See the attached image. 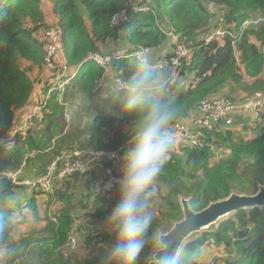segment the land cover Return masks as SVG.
<instances>
[{
    "label": "trees",
    "instance_id": "obj_1",
    "mask_svg": "<svg viewBox=\"0 0 264 264\" xmlns=\"http://www.w3.org/2000/svg\"><path fill=\"white\" fill-rule=\"evenodd\" d=\"M52 29L62 32V55L51 68L47 57ZM217 29L223 34L217 35ZM208 34L214 37L206 42ZM181 48L189 49V54L174 65ZM144 49L151 50L157 64L169 62L163 71L170 77L169 98L178 107L175 120L188 116L208 97L264 93V0H0V139L7 140L0 144V214L23 217L22 222L13 220L0 240L3 264H99L95 250L111 239L102 223L115 193L102 196V206L91 213L94 174L72 176L53 194L34 191L28 204L36 221L38 195L47 196V226L24 233L18 227L29 220L22 207L17 213L8 205L11 194L21 187L2 173L27 166L35 171L33 178L45 174L64 152L123 145L129 116L119 120L100 116L94 121V134L81 132L86 136L81 140L66 124L67 103L85 91L94 96L96 88L124 75L131 60L114 59L102 66L89 60L91 54L107 57ZM75 68L78 73L65 92L57 89L50 94L76 74ZM185 78L187 88L180 92V80ZM26 118L28 126L14 136ZM238 125L240 130L207 133L202 148L174 144L152 186L154 227L169 232L168 226L182 221V199L201 212L233 193L253 196L264 186V127L252 118L241 119ZM250 126L259 130L248 139ZM31 154L34 160L26 159ZM82 189L86 191L79 193ZM51 206L57 209L51 212ZM82 212L84 221L91 219L89 224H75L76 214ZM74 232L80 245L93 248L90 256L76 259L75 252L64 253ZM185 245L196 250L195 264H207L200 259L210 245L227 255L216 258L215 264H264V207L233 213Z\"/></svg>",
    "mask_w": 264,
    "mask_h": 264
},
{
    "label": "clouds",
    "instance_id": "obj_2",
    "mask_svg": "<svg viewBox=\"0 0 264 264\" xmlns=\"http://www.w3.org/2000/svg\"><path fill=\"white\" fill-rule=\"evenodd\" d=\"M169 86V75L145 49L131 57L124 75L96 88L94 96L85 91L74 99L73 113L87 118L90 124L99 115L117 120L131 118L125 128L118 177L103 188L97 185L93 191L95 211L101 206L99 197L115 185V203L102 223L111 239L102 246L99 264H138L141 259L144 264H195L197 259L195 249L186 245L181 248L182 241L176 244L169 240L171 234L164 227H154L152 186L175 144L171 125L177 118L178 107L169 98ZM92 155L99 161L116 154L99 150L92 151ZM22 219L19 214H0V240L13 220Z\"/></svg>",
    "mask_w": 264,
    "mask_h": 264
},
{
    "label": "built area",
    "instance_id": "obj_3",
    "mask_svg": "<svg viewBox=\"0 0 264 264\" xmlns=\"http://www.w3.org/2000/svg\"><path fill=\"white\" fill-rule=\"evenodd\" d=\"M256 23L258 22L256 21ZM248 24L249 23H247L246 26H248ZM221 34L223 33H220V35ZM61 36L62 32L58 29H52L48 33L50 46L47 62L51 68L53 67L54 62L58 61L62 55V50H60ZM146 50L151 53V50ZM189 51V49L181 48L179 51V59L174 61V65H176L183 57L188 56ZM136 52L137 51L130 52L124 50L117 52L113 56L107 57L102 56L99 53H94L91 54L89 60L97 62L102 66H108L114 59H131ZM168 63L167 60H163L158 66L162 70H165L168 68ZM77 73L78 72H76V74ZM65 83L66 82L59 85L58 88L51 90L50 94L57 89H64L66 85ZM261 93L262 92L256 93V95L250 99L234 100L227 95L213 96L203 99L195 105L194 109L190 111L188 116L175 120L171 125V129L175 136V144H180L184 147L202 148L206 145L204 138L207 133H225L226 131L237 129L239 126L238 122L241 121V119L246 118H252L255 122L262 124L264 127V119L262 118V113L264 111V96ZM243 97L244 96H241L240 98ZM28 119L29 118H26L23 127L15 131L14 136L27 127ZM6 141V139L0 140V144L5 143ZM123 145L114 150H103L106 153H115L116 155L115 157L105 156L99 161H95L92 151L90 150L65 152L52 162L45 174L33 178H24L22 176L24 166L15 172H3L2 175L11 180L15 186L25 187L33 192L36 191L45 194H53L55 189L62 182L72 176L94 174L95 176L90 187V190L93 193L97 185L103 188L104 185L112 183L115 178L118 177L121 158L123 156ZM85 169H88V171ZM114 193L115 185L113 183L112 188L105 191L103 195L108 196ZM101 197H99L100 202H102ZM75 218H77V216H75ZM22 220L20 222H22ZM85 233H87V231H85ZM78 237L79 236L75 232L71 235L64 252L65 254H71L77 251L79 245Z\"/></svg>",
    "mask_w": 264,
    "mask_h": 264
},
{
    "label": "rangeland",
    "instance_id": "obj_4",
    "mask_svg": "<svg viewBox=\"0 0 264 264\" xmlns=\"http://www.w3.org/2000/svg\"><path fill=\"white\" fill-rule=\"evenodd\" d=\"M44 7H46L47 9L49 8L47 2H44ZM220 28H222V27H220ZM220 33H223L221 31V29H217V35H220ZM214 34H216V33H214ZM214 34L212 36H210L208 34L207 38H206V42H209L210 39L214 37ZM55 53H56V51H55ZM81 66H82V64H80V66H78V68H80ZM76 70L77 69L75 68L74 69V73H76ZM71 71H73V67L71 68ZM76 75L77 74H74L69 80L66 81L65 84L69 83ZM188 78L180 80L181 81L180 84H179V91L180 92L184 91L187 88V83L189 81ZM60 90H61V92H65L66 87L64 89L61 88ZM227 92H228V89H227ZM238 92H240V91L238 90ZM261 94L264 96V93H261ZM62 96H64L63 93H62ZM250 98H252V97H248V96L245 95L243 98H233V99L234 100H239V99H250ZM73 104H74V101H72V100L67 103L66 124L69 126V129H71V132L73 134L75 133V134L80 135L81 140H84L85 137H86L85 135L81 134V132L88 133V134L90 133L91 135L94 134V132L96 131V129L94 127V121L97 120L98 117H100V116L109 117V116L99 115L90 124V122L87 120V118L79 117V116H77V115H75L73 113V111H72ZM38 113L39 112H37L36 114H38ZM23 117H24V115H23ZM25 121H26V119H24V120L21 119L20 120L21 123H25ZM27 126H28V124H27ZM22 127H23V125H22ZM240 127H241V125L238 126L237 130H240L241 129ZM250 128H251V131H250L251 134H249L247 136L248 139L253 137L255 134H257L258 133L257 130H259V128L255 127V126H250ZM83 150L76 148V149H74L72 151H67V152L83 151ZM87 150L94 151L93 149H87ZM103 150H108V149H103ZM34 158L35 157H34L33 154H31V156L26 157V159H28V160H34ZM34 172L35 171L31 172L26 166L23 169V175L22 176L24 178H30L31 176H34V175H32V173H34ZM86 189H82L79 193H84L86 191ZM89 192H90V190H89ZM33 194H34L33 191H31L30 189L25 188V187H21V188L15 189L14 192L11 194L12 197H13V200L10 202V204H8L9 206L13 205L12 207L16 210L17 213H19V210L22 207L24 214L27 216V218L29 220V224H22V225H20L18 227L20 229V231H22L24 233H28L32 229L41 231V230H44L46 228V226H47V221L45 220L46 207H47V196L43 195V194L38 195L39 197L37 199L36 206L39 208L40 221H36L35 212L31 208V205L28 204V200ZM103 196L107 197L106 195H103ZM55 209H57L56 206H51V212H53ZM93 209H94V206L89 210V212L94 213L95 211H93ZM76 215H77V221H76L75 224H80V223L89 224L91 219H86L84 221V217H85V213L84 212L76 214ZM216 225L211 227L210 229L215 228ZM172 227L173 226L170 225V226H168V229L170 230V229H172ZM167 232H168V230H167ZM15 233H16V231H15ZM78 238L80 240V237H78ZM90 246H93V244L91 243ZM102 246H103V244H100L98 247H96L95 252L97 254H101V252L103 250ZM92 249H93L92 247L86 248L84 244L80 245V242H79L78 249L75 252L76 259H82V258L90 256V253H91ZM2 256H3V253L0 254V257H2ZM216 258H223V259L227 258V255L225 254V250L224 249H216L214 246L210 245V246H207L204 249V253H203V256L200 259V261L204 262V263H207V264H215V259ZM73 264H74V262H73ZM218 264H221V262L219 261Z\"/></svg>",
    "mask_w": 264,
    "mask_h": 264
},
{
    "label": "water",
    "instance_id": "obj_5",
    "mask_svg": "<svg viewBox=\"0 0 264 264\" xmlns=\"http://www.w3.org/2000/svg\"><path fill=\"white\" fill-rule=\"evenodd\" d=\"M181 205L184 219L176 223L167 233L171 234L168 237L170 241L175 242L176 244L182 241V248L184 243L196 234L210 230L211 227L215 226L222 219L229 217L233 213L256 207L263 208L264 186L260 187L258 193L253 196L233 193L224 200L210 204L201 212H195L191 208L189 200L187 199H182Z\"/></svg>",
    "mask_w": 264,
    "mask_h": 264
},
{
    "label": "crops",
    "instance_id": "obj_6",
    "mask_svg": "<svg viewBox=\"0 0 264 264\" xmlns=\"http://www.w3.org/2000/svg\"><path fill=\"white\" fill-rule=\"evenodd\" d=\"M122 51H124V50H122ZM131 52V51H130Z\"/></svg>",
    "mask_w": 264,
    "mask_h": 264
}]
</instances>
